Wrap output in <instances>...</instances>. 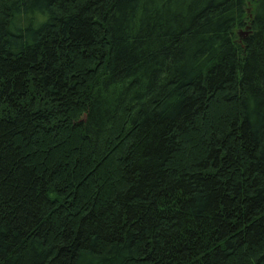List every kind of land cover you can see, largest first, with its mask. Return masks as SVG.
Masks as SVG:
<instances>
[{"label": "trees", "instance_id": "obj_1", "mask_svg": "<svg viewBox=\"0 0 264 264\" xmlns=\"http://www.w3.org/2000/svg\"><path fill=\"white\" fill-rule=\"evenodd\" d=\"M0 264H264V0H0Z\"/></svg>", "mask_w": 264, "mask_h": 264}, {"label": "rangeland", "instance_id": "obj_2", "mask_svg": "<svg viewBox=\"0 0 264 264\" xmlns=\"http://www.w3.org/2000/svg\"><path fill=\"white\" fill-rule=\"evenodd\" d=\"M240 35H243V32H241Z\"/></svg>", "mask_w": 264, "mask_h": 264}]
</instances>
